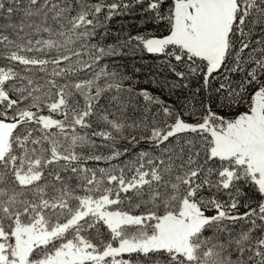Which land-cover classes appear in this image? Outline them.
Wrapping results in <instances>:
<instances>
[{
	"label": "snow or ice",
	"instance_id": "6c2138e0",
	"mask_svg": "<svg viewBox=\"0 0 264 264\" xmlns=\"http://www.w3.org/2000/svg\"><path fill=\"white\" fill-rule=\"evenodd\" d=\"M136 6L166 34L122 46L198 105L101 65V13ZM0 264H264V0H0Z\"/></svg>",
	"mask_w": 264,
	"mask_h": 264
},
{
	"label": "trees",
	"instance_id": "16d2710c",
	"mask_svg": "<svg viewBox=\"0 0 264 264\" xmlns=\"http://www.w3.org/2000/svg\"><path fill=\"white\" fill-rule=\"evenodd\" d=\"M87 2L89 4L110 3L112 0H87ZM167 3L168 0H165V7H167ZM106 11L105 9V12H102L99 17L102 23L98 26L96 36L92 39L91 43L98 44L105 48L109 46L116 48L117 55H106L100 61L101 65L105 66L109 71H116L128 77L129 79L126 81L125 86L131 85L134 91L147 89L160 99L177 107L187 103L189 100L198 105L200 99L203 98V94L193 97L192 92L194 88L199 85L193 82L192 87L189 89L176 88L170 91V85L172 82L176 81V78L165 66L163 58L148 54L146 51L142 50V48H137L136 42H133L131 47L122 46L123 42L127 40L129 36L148 33L155 35L166 34V24L148 21L146 16L139 10V6H136V8L126 14L114 15L110 20H104ZM74 14L75 13H73V15ZM44 34L46 33L41 35L43 38H46L47 35ZM253 39H261V28L259 26L253 28ZM82 59H88L87 49L84 50ZM83 75L84 74L81 73L82 77ZM241 75L240 73L231 74L234 86L239 83ZM219 82H221V80L214 81L213 87L215 88ZM106 104H108V100L101 99V105ZM141 104V101H135L134 105L129 106L127 115L132 119H139L141 117V111L138 110V107ZM185 118L187 119L188 117ZM118 147L129 149L127 155L121 157V160L125 162L129 159L135 160L136 154L140 151H153L152 145L147 141H141L136 145L123 141L120 142ZM156 151L158 152L159 150L157 149ZM114 163H119V161H114ZM97 166L103 167L105 165L100 163ZM248 197L255 200L257 194L249 191ZM252 206L255 207L256 205L253 204ZM241 209L245 210L243 207H241ZM247 227L248 225L244 221L237 222L233 225V235L239 233L242 228L246 229Z\"/></svg>",
	"mask_w": 264,
	"mask_h": 264
},
{
	"label": "rangeland",
	"instance_id": "374dc122",
	"mask_svg": "<svg viewBox=\"0 0 264 264\" xmlns=\"http://www.w3.org/2000/svg\"><path fill=\"white\" fill-rule=\"evenodd\" d=\"M44 35H47V34H44ZM46 38H47V37H46ZM243 211H245V210H242V209H241V212H243Z\"/></svg>",
	"mask_w": 264,
	"mask_h": 264
}]
</instances>
